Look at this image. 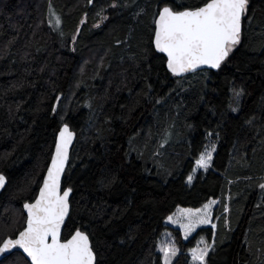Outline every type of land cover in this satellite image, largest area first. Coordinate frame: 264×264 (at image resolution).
<instances>
[{
    "label": "trees",
    "instance_id": "1",
    "mask_svg": "<svg viewBox=\"0 0 264 264\" xmlns=\"http://www.w3.org/2000/svg\"><path fill=\"white\" fill-rule=\"evenodd\" d=\"M113 2L0 0V172L8 177L0 236L24 225L23 203L34 200L57 131L68 123L77 138L63 236L87 230L100 264H163L157 243L165 231L180 251L173 264H191L200 238L213 244L209 264H264V0H249L242 42L220 70L183 78L153 54L161 0ZM49 5L62 18V36L48 23ZM233 89H243L238 112ZM209 142L217 146L212 166L189 183ZM211 200L215 229L200 227L185 240L167 225L178 209ZM0 264L24 258L13 253Z\"/></svg>",
    "mask_w": 264,
    "mask_h": 264
},
{
    "label": "snow or ice",
    "instance_id": "2",
    "mask_svg": "<svg viewBox=\"0 0 264 264\" xmlns=\"http://www.w3.org/2000/svg\"><path fill=\"white\" fill-rule=\"evenodd\" d=\"M161 2L162 6L154 16L151 45L153 54L165 64L172 76L183 78L185 74L197 71L220 70L241 44L242 21L247 17L249 0H202L201 4L195 6L175 3V0L173 3ZM88 3L93 4V0H88ZM117 6L115 0L109 5L111 8ZM105 11L101 8L96 13L100 23L108 19L104 15ZM49 17V25L62 36V18L51 5ZM100 23L94 24V27H100ZM76 38V35L72 37L73 43ZM233 96L237 106L232 107L230 104V107L233 112H238L243 89H233ZM61 99L62 94L54 97L53 114L58 112ZM88 107H91L90 103ZM75 135L68 123L60 128L46 173L41 177L38 194L31 202L23 203L26 212L24 225L20 230L0 236V256L22 249L24 264H100L87 230L76 228L67 237L62 235V228L69 217L70 195L73 192V187L65 185L70 147ZM167 135L170 136V133ZM207 135L211 138L213 133ZM215 135L218 137L219 133ZM164 142L167 143V137ZM216 147L214 143L204 147L195 159L194 171H207L212 166ZM192 180L193 176L188 175L187 181L191 183ZM7 184L8 177L0 172V190L5 189ZM259 187L264 190V183ZM215 203V200H211L200 208L179 209L177 213L169 215L167 221L179 225L187 239L199 226L211 223L212 206ZM216 227L212 224L213 229ZM212 251L213 244L201 238L197 246L189 250L192 264H209ZM160 252L163 253V264H173L179 249L171 243L162 245Z\"/></svg>",
    "mask_w": 264,
    "mask_h": 264
},
{
    "label": "rangeland",
    "instance_id": "3",
    "mask_svg": "<svg viewBox=\"0 0 264 264\" xmlns=\"http://www.w3.org/2000/svg\"><path fill=\"white\" fill-rule=\"evenodd\" d=\"M165 136L167 137V141H168L170 136H168L167 134H165ZM164 141H165V140H163V141L161 142L160 148H162V147L164 146V144H165ZM209 143H212V142H209ZM130 149L133 150L134 147L131 145L130 148H129V150H130ZM132 150H131V152H135V150H133V151H132ZM194 167H195V166H194ZM200 170H203V169H200ZM200 170H196V171H194V169H193L191 175L194 177L195 174H196V172H197V171H200ZM215 201H216V200H215ZM216 205H217V201H216V203L212 206L211 223H210V224H207V225H201V226H199L198 228H200V227H210V228H212V224H214V222H215V217H214V215H213V210H214V208H215ZM178 210H179V209H178ZM178 210H177L175 213H177ZM167 225L172 226L173 228L180 230L181 237H182L183 239H185V237H184V233H183V230L180 229L179 225H177V224H172V223H170V222H168V221H167ZM198 228H197V229H198ZM197 229H196V230H197ZM196 230H195V231H196ZM193 234H194V232L191 233V234L187 237V239L190 238ZM200 239H201V238H200ZM200 239L197 240V242H196V244H195L194 247L197 246V244H198V242L200 241ZM203 239H204V238H203ZM185 240H186V239H185ZM171 243H174L175 246L178 248V246L176 245L175 238H174V236L172 235V233H170L169 231H165V232H163V234L161 235V237H160V239H159V241H158V243H157V252L161 255L162 262H163V253L160 252V248H161L162 245H167V244H171ZM210 244H212V243H210ZM201 246H202V245H201ZM194 247H193V248H194ZM178 249H179V248H178ZM179 252H180V251H179ZM179 252L177 253V256H178ZM188 254H189V258H190V263L192 264V262H191V255H190V252H188ZM177 256H176V257H177ZM176 257H175L174 259H176ZM174 259H173V261H174Z\"/></svg>",
    "mask_w": 264,
    "mask_h": 264
},
{
    "label": "water",
    "instance_id": "4",
    "mask_svg": "<svg viewBox=\"0 0 264 264\" xmlns=\"http://www.w3.org/2000/svg\"><path fill=\"white\" fill-rule=\"evenodd\" d=\"M212 71H217V70H212ZM197 72H199V71H197ZM170 73V72H169ZM171 74V73H170ZM190 74H193V73H188V74H185V76H188V75H190ZM172 75V74H171ZM176 78H180V77H176ZM61 127H62V125H61ZM60 127V128H61ZM60 128H59V130H60ZM59 130L57 131V134H56V138L58 137V133H59ZM76 134V133H75ZM56 138H55V140H56ZM76 138H77V135H75V138H74V140H73V144H72V146L70 147V157H71V152H72V149H73V147H74V145H75V142H76ZM55 145V144H54ZM53 151H54V147H53ZM50 162V161H49ZM70 162V161H69ZM67 170V169H66ZM45 173H46V171H45ZM4 190V189H3ZM3 190H0V194L2 193V191ZM37 194H38V192H37ZM36 194V195H37ZM72 195V194H71ZM71 195H70V199H71ZM24 211V210H23ZM70 211H71V204H70ZM24 214H25V217H26V212L24 211ZM69 215H70V213H69ZM67 219L68 218H66V221H67ZM66 221H65V224H66ZM65 227V226H64ZM64 227L62 228V235H63V231H64ZM22 249H20V250H13V252L12 253H10V254H5V255H3V256H0V261H2L3 259H5L6 257H8L9 255H11V254H13V253H22Z\"/></svg>",
    "mask_w": 264,
    "mask_h": 264
}]
</instances>
